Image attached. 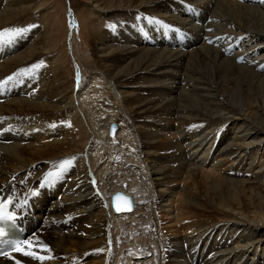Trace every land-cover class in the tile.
<instances>
[{"label":"bare ground","instance_id":"1","mask_svg":"<svg viewBox=\"0 0 264 264\" xmlns=\"http://www.w3.org/2000/svg\"><path fill=\"white\" fill-rule=\"evenodd\" d=\"M26 1L9 0L5 7L0 10V28L31 11L34 3L26 4ZM169 1L93 0L94 4L91 8L78 13L79 31L82 32L84 40L86 38L89 42L93 41L94 54L97 56L96 64L89 67L84 65L85 69L91 70L90 77L94 76L93 80L94 78L96 80V76L100 75V71L96 73L94 68L101 69L105 81L109 84H106L109 92L116 97V93L119 94L120 99L114 98V101L120 102L121 106L124 107L123 110H125V116L122 115L120 119L118 118L120 122L125 121V117L133 118L134 124L136 123L134 129L137 134H141V137L147 138V140L157 139L153 142L142 139L139 146L142 145L143 153H145V157H141V166L143 164L144 171L147 172L152 185L158 187L154 190L155 195H159V198L166 196L164 203L158 204L160 207H158L157 219L160 224H163L162 236L167 235L169 237L182 234L188 237L186 233L190 232L193 235L192 241L194 243L201 237L205 238L203 235L195 233V230L199 229L196 227L202 225L198 231H205L203 234L209 237L208 235L212 234L217 223L216 228L220 227V229L226 230L224 235L226 238L229 237L230 227L235 224L238 228L243 227L241 230L243 233L237 234L233 240L234 247H238L237 250L240 251L241 257L245 255L249 259H253L252 255L258 251L256 255L257 259L258 255L260 259L262 255L260 256V251L256 247L262 248L264 245V200L251 201L250 199L248 203H245L242 194L248 186L254 192H259L260 188L262 192H259L260 196H264V183L259 181V179L261 180L260 176H264V169L253 171L255 167H253V162L251 167H244L251 162L244 161L247 157L243 156L244 152L252 154V158L257 155L255 157L257 158L256 166H264V151H262L264 149V75L259 74V68L264 66V54L255 56L253 53L256 49H264V1L262 0L263 3L261 4H252V0L247 2L243 0H197L195 3L202 11L197 16V19L201 20L200 25L190 24V20L186 16L179 19L178 16L175 18L173 14L172 17L165 14L167 11L170 13L174 11L178 14L183 12V9L176 10L174 8V5L182 7L177 0ZM38 8L40 10L45 8V4L41 3ZM135 9L139 12L134 14ZM124 12L126 15L122 16L123 21H128L134 25L139 22L137 15L151 16L160 28L165 23L170 25H175L176 22L187 24L188 28L184 30L181 36L188 39L184 38L185 41L183 40V42L174 39L167 43L182 45L180 49L141 47L139 43L150 41L146 40L149 38L138 36L137 30L139 29L135 30L132 26H130L131 29L124 28V34L119 33L118 27L123 24H120L118 20L115 21L117 28L114 27V32L101 30L96 16L100 17L101 14L109 13L120 15ZM194 12L198 11L195 10ZM192 15V12L187 14L191 19L193 18ZM206 18L209 20L207 21ZM209 27L211 28L210 32H208ZM47 29V33L43 35L45 38H43L45 40L43 45L37 46V42L40 41H36L39 38L36 37L33 43L15 53V51H11L12 48L6 50L10 43L0 44V79L13 76V79L8 82L10 88L15 86L24 67L27 64L31 65L32 62L30 61L37 56L42 55L48 63L50 62V70H52V80L45 77L48 81H43L42 87L27 92L26 96H10L8 99L0 101V126L7 127L2 131L0 130V139H9L10 131L16 130H21L22 136L26 138L25 141H21L23 138L19 137L9 144L0 143V193L18 199L21 191L32 189L29 184L31 181L35 187L36 180L48 173L49 179L53 183L52 187L56 186L55 182H62L63 179L67 178L68 180L62 191L55 187L57 190L54 191L52 197L47 194L40 195L33 205L34 214L30 215V222L27 224L32 233L27 239L26 250L37 251L38 254L51 258L43 261L33 258L32 261L31 257H22L17 253H11L0 257V264H104L105 257L109 253L108 248H110L108 247L111 236L108 230V216L109 219H111L110 216H113L114 220L119 222L134 217V214L137 213L138 201L133 188L127 190L126 187L128 186L125 187L122 183L112 187L109 191H103L102 186L100 188L96 186V177L87 168V163L82 156V152L86 150L84 147L87 141H90L92 134L82 114H79L73 105L74 96L71 89L68 90L69 92L67 91L66 76L62 71L64 59L61 56H55L53 52L54 45L59 39L60 30L53 24H50ZM190 31L192 34L189 36ZM136 33H138L136 36L138 38L132 39L133 42L131 41L132 44L130 43V45L125 43L121 45L124 39L118 40L122 36L127 39L128 37L133 38ZM115 34L120 35L115 37ZM233 37L235 40L240 38L242 41L233 50H228L237 42L233 40ZM110 39H114V42L112 43ZM209 39L213 41H207ZM202 40L204 42H201ZM161 43L166 44L165 39ZM184 46L191 47L184 49L182 48ZM238 47L242 48L239 49ZM232 51H234L233 54ZM241 55H243V59L238 61ZM163 75H167V77L163 78ZM152 76L168 78V80L164 85L161 84L162 82L150 84L148 78H152ZM34 79L33 76L29 78L32 80L30 86H36L37 81L35 82ZM180 84L181 86H179ZM175 87L180 89V91L176 89L180 92L179 96L171 93ZM143 89L149 94L140 95L139 92ZM93 90L92 92H95ZM137 90H139L137 94L133 93ZM191 92L197 94L192 95ZM96 96V94L92 95L91 100H95ZM52 97L55 98V101ZM66 105L69 106L66 107ZM183 112L184 114H182ZM112 116L106 120L110 122L113 120ZM147 118H154L157 121L162 119L163 125L166 126L165 130L157 132L156 128L152 129L150 126H146ZM114 121L118 128L113 135H107V126H104L106 121H103V126L100 127L102 130L104 129V138H106L107 143L124 137L121 133L120 123L117 119ZM234 121L239 122L240 130L237 132L234 130L230 141L225 142L227 133L232 130L230 126ZM242 125L244 126L242 127ZM202 127L210 128V130L206 128L205 134L208 137L205 141V136L195 138L197 133L195 131ZM183 128L186 130L185 134L188 132L189 135L193 136L187 142L184 141L185 138L181 141L176 139L179 129ZM57 132L61 133L60 137L54 136ZM104 138L103 140H105ZM124 140L126 141L125 137ZM184 142L185 144H183ZM123 144L124 141H122ZM235 150L238 152L234 156H230L234 154ZM250 155L246 156L249 157ZM158 160L164 164L158 163ZM65 162L68 163L65 164ZM175 162L176 167L172 168L170 165ZM241 164L240 169L249 170V176L254 179L258 177L257 181L222 175L223 172L227 173L228 169L234 168L233 170H235ZM64 168L67 171H64ZM170 172L175 173V175L171 173L172 178L169 182L164 183L165 179L163 178L166 176H160ZM68 173L70 177H67ZM154 175L156 177L152 179ZM80 178L86 184L89 182L91 191L87 186L84 187V190L82 189L84 191L82 193L78 189L66 194L65 191L72 190V186ZM21 180H24L23 185L19 184ZM180 182H182L183 187L177 190L178 187L175 186L180 185ZM230 184L232 187L228 186ZM205 185L212 193L222 195L219 197V202L211 205H202L197 202L198 195L196 192L203 186L206 189L207 186ZM174 187L177 191L172 190ZM115 189H121L133 195L135 200L133 212L114 213L110 211L108 206L109 194ZM168 193H170L169 196ZM139 214L141 215V212ZM151 215L153 216V213ZM56 229H65L66 233L61 234V231L58 232ZM244 229L247 230L246 233H244ZM128 235L130 236V234ZM134 238L135 236L128 239L133 243ZM136 238L139 239V237ZM36 241L46 245L50 252L40 253L36 247ZM29 242H31V246H29ZM144 247L142 250H138L137 247L133 248L134 252L129 253L127 259L121 260L118 264H136V262L143 264L144 259L149 257L144 256L140 260H137V257L146 251L147 248L144 249ZM193 247L192 250L189 248L185 255H181L183 262H181L182 260L179 263L171 261V264L212 263L211 257L214 253L210 254L209 251L204 253L201 249L198 252L195 246ZM194 250L196 254L193 252ZM190 255H194L193 261L192 258H186ZM195 255L198 256L196 262H194ZM202 255H207L204 257L207 260L205 259L206 261L203 263L199 260ZM220 257L221 259L216 261L218 263L215 261L214 263L224 264L227 262V260L223 262L224 257H226L225 254H220ZM216 258L218 259L217 256L214 259ZM80 261L82 262L80 263ZM109 262L112 264L111 260ZM109 262L108 264H110ZM260 263L254 262L253 264Z\"/></svg>","mask_w":264,"mask_h":264},{"label":"rangeland","instance_id":"2","mask_svg":"<svg viewBox=\"0 0 264 264\" xmlns=\"http://www.w3.org/2000/svg\"><path fill=\"white\" fill-rule=\"evenodd\" d=\"M196 1L197 0H190V1L189 0H185V1L184 0H181V1L177 0V2L182 5V7L180 5L179 6L174 5V8H176V10L183 9V12L178 14L174 11H171V13L167 11V12H165V14H168L171 17L173 14V16H175V18L178 16L179 19H182L183 17L186 16V18L190 20V24L200 25L201 20L197 19V16H199V14H201L202 11L199 10V7L195 3ZM243 1L247 2L248 0H243ZM252 1H253V2H251L252 4L253 3L261 4V3H263L264 0L263 1L262 0L261 1L260 0H252ZM8 2H9V0H1L0 1V10H2L3 7H5V5ZM24 2H25V0H24ZM166 2H167V0H166ZM169 2H171V0ZM185 2H186V4H185ZM189 2L193 3L194 5H191ZM28 3H31V4L34 3V5L30 9L31 11L24 14L19 19L13 20L11 23H8V25L5 24V26H2L0 28L1 30L9 29V28H11V29H24L25 30L22 32V34L20 36H17L15 39H13L11 42H9L10 45H12V44L13 45L7 46L6 50L12 48V50H11L12 52H14V51H15V53L19 52L21 49H23V48L27 47L28 45H30L31 43H33V41H35L36 37L37 38L39 37L36 41H38V40L40 41V42H37L38 43L37 46H39L40 44L43 45L44 41H45V40H43V38H44L43 35H44V33H47V31H48L47 28L50 26V24L51 25L53 24L54 27L57 26L58 30H60V32L58 33L59 39L56 41V44L54 45L55 48L53 49V52L55 53V56H61L64 59L63 60L64 65H63L62 71L66 76L65 85L67 86L66 88H68L67 91L68 90L70 91V89H71V93L74 96L73 97V103H74L73 105H75L76 110L79 111V114L80 113L82 114V116H83L86 124H88L90 132L92 134V135H90L91 136L90 141H87L86 146L84 147V149L86 148V150L82 152L83 153V159L87 163L86 164L87 168H89L90 172L91 173L93 172V176L96 177V180H97L96 186H98V188H100L102 186L104 188L103 191L111 190L112 187L121 184V180H124L127 182L126 186H128V187H126V189L130 190L131 188H133L134 194L137 197V201H138L137 205H138L139 209L137 208V213L134 214V217L132 216L130 218H127V220H122L123 221V223H122V221L119 222L116 219L114 220L113 216L112 217L110 216L111 219H109V216H108V221H109L108 222V225H109L108 230L110 231V235H111L110 239H109L110 241H108L109 242L108 246L110 247L109 248L110 250H109V253H107L108 255H106V257H105L104 264H108V262L110 260L112 261V264H118V262L120 263L121 260H126L129 253L134 252L133 248L137 247V248H139L138 250H142L144 246H145L144 249H146V248L148 249V250L146 249V251L144 252L146 254L145 256H147L149 258L144 259L143 264H171V261H173L174 263H179V261H181V260H182L181 262H183V258L181 255H185L186 252H188L189 248L192 250V248H194L193 246H195V248L199 247V250L201 249L202 252H204V253H206L208 251H209L208 253H210V254L214 253L213 256L211 257L212 258L211 264L218 263L216 261L221 259L220 254L226 255V257H224V259H223V262H224V260H227V262H225L224 264H228V260H229V264H244V263L253 264L254 262L260 263V261H261L260 264H264V261H263L264 259H262L264 257V245L262 246V248H260V246L256 247V249H258L260 251L259 253H260V256L262 255L261 256L262 258L259 259V255H258V259H257L256 253L258 251L255 252L254 255H252L253 259H249V257H247L245 255H243V257H241L240 251L237 250L238 247L237 246L234 247V241L233 240L237 236V234L243 233L241 231L243 227L238 228V227H236L235 224H234V226L230 227L231 231H230V233L228 232L229 237H226V238H224L226 230H222V229H220V227L216 228L217 223L215 224V226L212 230V234L208 235L209 237H206L205 234H203L205 231L204 232L202 230L198 231L199 229L202 228L201 227L202 225L200 227H196L199 229L195 230L196 231L195 233L201 234V236L203 235L205 238L200 236L202 239L200 238V239L196 240L194 243L192 241L193 235L190 232L186 233V235L188 237L182 235L181 233H180L181 235H178V234L173 235V236L171 235L172 237L171 236L167 237V235H164V234H163L164 236H162L161 231H163L162 230L163 224H160L158 222V219H157L158 209H159L158 207H160L158 204L159 203L163 204L166 196L159 198L160 197L159 195H155L154 190L158 187H155L154 185H152L151 180L149 179V176L147 175V172L144 171L145 169H144L143 164L141 166V163H142L141 157L144 158L145 153H143L144 150L141 147L142 145L139 146V144L141 142L140 140H142V139L149 141V142H153V140H157V139L153 138L152 140H150V139L147 140V138L144 139L143 137H141V134H137V132L134 129L136 123L134 124L135 121L133 118L131 119L129 117V119H128L125 117L126 120L120 122V120H119L120 117L122 115L125 116V112H124L125 110H123L124 107L121 106L120 102L117 103L114 101V98L120 99L119 94L116 93L117 94V97H116V95L109 92V89L107 88L108 86L106 87V84L107 85H109V84L107 81H105L104 73L101 71V69L98 70L97 67H96L97 69L94 68L96 73H99V71H100V73H99L100 75H98V77L95 75L96 80H95V78L93 80L94 76L90 77V71L91 70L85 69V66L89 67V66H92L93 64H96L95 60H97V56L94 54L95 52H94L93 41L89 42V41H87L86 38H85V40H86L85 41L82 32L80 33V31H79L80 27H79L78 13H80L81 11L84 12L89 7L91 8V6L94 4L93 0H29V1L27 0L26 4H28ZM41 3L45 4V8L40 10L38 7H40ZM35 5H37V6H35ZM184 5H186L187 7ZM67 7L70 8V10H68ZM195 10H197L198 12H194ZM137 12H139V11H137L135 9L134 14ZM190 12L193 13L192 19L187 16V14ZM124 13H121L122 15L121 14L116 15L113 13H109L106 15L101 14L100 17L96 16L97 20L99 22V25L101 27V30L105 31V32L106 31L110 32V30H111L114 32L115 28H117L115 26V24H116L115 21L118 20V22L120 24L121 23L123 24V25H121V27H118L119 33L124 34V31H125L124 28L125 29H131L133 27V28H135V30L139 29V30H137V32L139 34L136 33V35L138 34V36H140V37L143 35H147L148 37H151V36L153 37V40H151V41H146L145 43L143 41V43L142 42L139 43L141 47L142 46L153 47V48L154 47H156V48L157 47H164V48L167 47V48L174 50V49H180V46H182V45L178 46L177 44L176 45L175 44H167L170 40L175 39V41H178L179 38H177L175 36H168L169 39L163 38V40L165 39L166 44L165 43L162 44L161 43L162 41L159 39L160 33L159 34H157V33L159 32V30L165 29L166 31H168L167 33L180 35V34L184 33L185 29L188 28L187 24H184V23L181 24V23L176 22L175 25H170L168 23H165L160 28V27H158L156 22H154V20L151 18V16L148 15V17H143L141 15H137V19L139 22L137 25H134L128 21H123L122 16L126 15V12H124ZM206 19H207V21L209 20L208 18H206ZM56 20H58V21H56ZM208 24H209V22H208ZM208 24H205V25L208 26ZM130 26H132V27H130ZM155 30H157V31H155ZM210 30H211V28L209 27L208 32H210ZM173 31H176V32L173 33ZM131 33H133V32L131 31ZM143 33H145V34H143ZM188 34L190 36V34H192V31H190V33H188ZM118 35H120V34H115V37H118ZM123 37L124 36H122V38H118V40L124 39V40H122L121 45L123 43H125L126 45H130V43L132 44V42H133L132 39H135V36L133 38L128 37L129 40L126 37H124V38ZM161 37H163V36H161ZM136 38H138V37H136ZM184 38L185 37H183L182 40H184ZM234 38L235 37H233V40L234 41L239 40V43L242 41V39H240V38H238L236 40ZM110 40L112 41V43L114 42V39H110ZM146 40H150V39H146ZM111 41H108V42H111ZM207 41L212 42L213 40L209 39ZM201 42H204V40H202ZM209 42H206V43L209 44ZM239 43H238V45H239ZM0 44H2V43H0ZM3 44L5 45L6 43H3ZM199 44H200V42H199ZM242 44H244V43H242ZM189 47H191V46H186V47L184 46L182 48L186 49ZM234 48L235 47H233V48L231 47V49H230V47H229L228 50H233ZM238 48L240 49L242 47H238ZM233 52L234 51H232L231 53L233 54ZM236 52L238 53V51H236ZM253 53L255 54V56H261L262 54H264V49H256V51H253ZM257 53H259V54H257ZM239 60H241V59H238V61ZM30 62H32V63H30L31 65L27 64L24 67V70L22 71L21 75L18 76V81H17L18 84L16 83L17 85L15 84V86H13L14 90L9 89L8 91H6V92H8L6 95H0V101L4 100V99H8V97H10V96H20V97L26 96L25 94L27 92H29L31 90L32 91L36 90L37 87L38 88L42 87L41 85L43 84L42 83L43 81H48V80H50V78L52 80V77H51L52 76V70H50V62L48 63L46 61V59L42 57V55L37 56L35 59L31 60ZM45 72H47V73H45ZM45 74H47L48 76ZM259 74L264 75V66H263V68L262 67L259 68ZM21 76H22V78H21ZM32 76L35 78L34 79L35 82L37 81L36 86H30V85H32V80H29V78ZM45 77L47 79L48 78L49 79L47 80ZM166 77H167V75H163V78H166ZM150 78L151 77L148 78L150 80L149 81L150 84L162 82L161 84L164 85L168 80V78L167 79H163V78H159V77L155 78L154 76H152L151 79ZM71 80H72V83H71ZM29 81H31V82H29ZM153 81H155V82H153ZM81 82H82V84H80ZM94 82H96V83H94ZM181 84H183V81H181ZM181 84L179 86H181ZM20 85H22V86H20ZM20 87H22V88H20ZM90 87H92V88H90ZM156 87H159V86H156ZM156 87H154V88H156ZM92 89H94L95 92H92ZM106 89H108V90H106ZM176 89H177L176 87L174 89H172L173 91H171V93L176 94V96L177 95L179 96L180 89L179 88L177 89L179 91H177ZM137 92H139V90H137L136 92L133 91V93H135V94H137ZM147 92H149V91H147ZM139 93L142 96L149 94V93H146V91L144 89L141 90V92H139ZM95 94L99 97L96 96L95 100L92 101L91 97H92V95H95ZM191 94L196 95L197 93L193 94V92H191ZM52 98L54 99V100L53 99L52 100L55 101V98L54 97H52ZM68 106L69 105H66V107H68ZM66 107H64V108H66ZM102 111H104V112L102 113ZM121 111H122V113H121ZM182 114H184V112ZM111 115H113L112 116L113 120L117 119L118 123H120L121 133L126 138V141L124 140V137H123V138H120L118 140L111 141L110 143H107L106 138H104V132H103L104 129L102 130L100 127L103 126L102 125L103 121L104 122L106 121V123H104V126H108L109 121L106 119L107 118L109 119V116H111ZM159 117H161V116H159ZM152 121L154 123H151ZM168 121H170V120H168ZM158 122H160L159 125H157ZM146 123H147L146 126H150L152 129L156 128L155 130L157 132H159V130L161 132L164 131L165 127H166L165 125H163L162 119H159L157 121V119H154V118L153 119L147 118ZM239 125L240 124L238 121H234L232 126H230L232 128V130H230V132L227 133V137L225 139V142L230 141V137L233 135L232 132H234V130H235V132L240 130L239 127H241V126H239ZM243 126L244 125H242V127ZM128 128H129V130H128ZM206 128H207V130H210L209 127H206ZM206 128L202 127V128H200L201 130L198 129L197 131H195V132H197L195 135V138L205 136L204 137V141H205V139H207V137H208V135L206 136V134H205ZM2 129H4V127L0 126V130H2ZM180 131H181V133H180ZM185 133H186V130L184 128L181 130L179 129L178 133L176 134L177 135L176 139L178 141H181L185 138L184 141L187 142L188 139L193 138V136L189 135L188 132H187V134H185ZM17 135H18V137H17ZM9 136H10L9 139H7V140L5 138L0 139V143L1 144H7V143L9 144V142H12V141L14 142V140L18 139L19 137L23 138L21 141L26 140V138H24L22 136L21 130L20 131H17V130L16 131H10ZM54 136L60 137L61 133L57 132L54 134ZM132 137H133V139H132ZM103 138L106 141L103 140ZM122 141H124L123 145H122ZM185 142L183 144H185ZM105 143H107V144H105ZM103 144H104V146H103ZM106 145L107 146L110 145V147H107ZM232 147H235V146H232ZM232 149H234V148H232ZM150 151H152V150L150 149ZM262 151H264V149H262ZM237 152H238V150H235V152H233L234 154H231L230 156H234ZM241 154H242V152H241ZM246 155H250V153L249 152L243 153V156L247 157L244 159V161L251 162V163L246 164V166H244V167H251L254 164L253 167L254 166L255 167H254L253 171H256L258 169H261V170L264 169V166L263 167H258V165L256 166L257 158H255V157H257V155L254 158H252V154L249 157ZM116 156H117V158H116ZM187 157L188 156L186 155V158ZM157 162L158 163L161 162L160 164H164V162H162L160 160H158ZM252 162H253V164H252ZM137 163H138V166H137ZM170 166L172 168H175L176 162L172 163V165H170ZM241 166H242V164L239 165L238 168H235V170H233L234 168H230V169H228L229 171H227V173L223 172L222 175L225 174L224 176H230V177L237 178V179L247 178L249 180L257 181L258 177H256V179L250 177L249 172H248L249 170H242V169H240ZM134 170H135L136 174L133 173ZM64 171H67V169L64 168ZM172 172L167 173L166 175L160 176V177L166 176L163 178V179H165L164 183L169 182V180L172 178V176L175 175V173H172ZM171 173L173 175H171ZM67 177H70L69 173L67 174ZM155 177L156 176L154 175L152 177V179H154ZM260 177H261V180L259 179V181L264 183V176L262 175ZM67 180H68V178L63 180V182H59L60 184L59 183L58 184L62 188H65V185L67 184L66 183ZM84 183L85 182L80 178V180L76 181L75 184L72 186V190L65 191V193L69 194V193H72L73 190H78V189L80 190L79 191L80 193L84 192L83 191L84 187H87V186H88V188L90 187L89 182H87V184L86 183L84 184ZM179 184L180 185L175 186V187H178V188H176L177 190L183 187L182 182H180ZM231 184L228 186L232 187ZM207 185H205V186H207ZM80 186H82V187H80ZM175 187L172 188V190H174ZM103 191H102V193H103ZM257 192H254L253 190L250 189V187L247 186L244 189V194H242V196L244 197L245 203H248L250 201V199H251V201L257 200V199L264 200V198H263L264 196L263 195H262L263 197L260 196L261 195L260 193H262L260 191V188H259L260 193L258 192L259 193L258 194ZM76 193H75V195H77ZM196 193L198 195L197 202L202 204V205H211L213 203H217L220 201L219 197L222 196L218 193H214V192L212 193L211 191H209L208 186L206 187V189H204V186L201 187L200 189L197 190ZM169 195H170V193H168V196ZM211 197H213V198H211ZM207 203H209V204H207ZM140 212H141V215L139 214ZM152 213H153V216L151 215ZM112 218H113V220H112ZM60 228H63V227H60ZM56 230L58 232L61 231V234L66 233L65 229H61V230L56 229ZM244 231H245V229H244ZM246 232H247V230L244 233H246ZM128 234H130V236ZM137 235H140V236H137ZM134 236H135V238H134V241L132 243V241H130V239H128V238L134 237ZM136 237H139V239H137ZM201 241H202V243H200ZM231 242H232V244H231ZM177 243H179V244H177ZM195 243H197V244H195ZM135 244H136V246H134ZM212 244H214V245H212ZM221 246H223V247H221ZM215 249H216V251H215ZM234 251L235 252L238 251V252L235 253ZM176 254L180 257H178ZM193 256L194 255H190V257L187 256L186 258L187 259L192 258V261H193ZM216 256L218 257V259L217 258L214 259ZM227 256H228V258H227ZM27 257H31V256H27ZM204 257H207V255L201 256V258L199 259L201 261V263H203L207 260V258H204ZM230 258H232L233 260L235 259V260L231 261L232 259H230ZM30 259L33 261L32 257ZM140 259H142V258H138L137 260H140ZM197 259H198V256H196L194 262H196ZM107 260H109V261H107ZM175 260H176V262H175ZM214 261L216 263H214ZM81 262L82 261H80V263ZM136 264H138V262H136ZM182 264H185V263H182Z\"/></svg>","mask_w":264,"mask_h":264},{"label":"snow or ice","instance_id":"3","mask_svg":"<svg viewBox=\"0 0 264 264\" xmlns=\"http://www.w3.org/2000/svg\"><path fill=\"white\" fill-rule=\"evenodd\" d=\"M25 31L24 29H4V30H0V43H9L11 42L13 39H15L17 36H20L22 34V32ZM13 78L9 77L8 80L4 81L3 83H8L9 81H11ZM68 162H65V164ZM62 167L64 165H61ZM120 207H117V211H120ZM11 218V217H8ZM5 219V217L3 215H0V220ZM0 235H3V230L0 229ZM36 247L39 249L40 253H44V252H50V249L47 248L46 245H42V242L40 241H36L35 242ZM29 246H31V242H29ZM16 248V250L18 251H22L23 255H27V256H31L34 259L37 260H41L43 261L44 259H50V256H44L41 254H38L37 251H28V250H24L21 249L19 246V243L17 245L14 246Z\"/></svg>","mask_w":264,"mask_h":264},{"label":"water","instance_id":"4","mask_svg":"<svg viewBox=\"0 0 264 264\" xmlns=\"http://www.w3.org/2000/svg\"><path fill=\"white\" fill-rule=\"evenodd\" d=\"M114 128H115V125H114V123L111 122V124H110V129H109V134L112 133V132L114 131ZM124 196H125V195H124ZM124 196H123V197H124ZM127 197H128V199L130 200L129 195H128ZM127 197H126V198H127ZM124 198H125V197H124Z\"/></svg>","mask_w":264,"mask_h":264}]
</instances>
